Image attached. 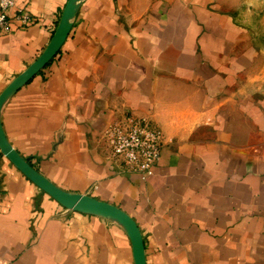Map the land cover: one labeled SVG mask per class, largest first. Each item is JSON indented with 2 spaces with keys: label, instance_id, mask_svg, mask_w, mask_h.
I'll list each match as a JSON object with an SVG mask.
<instances>
[{
  "label": "crops",
  "instance_id": "crops-1",
  "mask_svg": "<svg viewBox=\"0 0 264 264\" xmlns=\"http://www.w3.org/2000/svg\"><path fill=\"white\" fill-rule=\"evenodd\" d=\"M66 2L15 0L0 92ZM124 114L162 135L144 179L119 172L104 139ZM0 120L53 184L132 217L146 264H264V36L218 0H80L61 49ZM0 264L134 262L118 224L62 207L0 152Z\"/></svg>",
  "mask_w": 264,
  "mask_h": 264
},
{
  "label": "water",
  "instance_id": "water-1",
  "mask_svg": "<svg viewBox=\"0 0 264 264\" xmlns=\"http://www.w3.org/2000/svg\"><path fill=\"white\" fill-rule=\"evenodd\" d=\"M79 1L80 0H67L57 27L48 44L42 52L0 92V113L5 101L41 71L61 49L70 31L71 20L75 15ZM0 152L29 181L62 207L75 212L99 216L118 224L130 240L134 264H146L142 235L132 217L122 209L108 202L87 194L69 192L53 184L12 147L6 138L1 120Z\"/></svg>",
  "mask_w": 264,
  "mask_h": 264
},
{
  "label": "built area",
  "instance_id": "built-area-1",
  "mask_svg": "<svg viewBox=\"0 0 264 264\" xmlns=\"http://www.w3.org/2000/svg\"><path fill=\"white\" fill-rule=\"evenodd\" d=\"M15 0H0V35L10 31V10ZM18 19L23 26L32 21L26 12ZM112 161L121 173L138 174L141 178L149 174L160 155L162 136L156 125L148 118L125 115L104 132Z\"/></svg>",
  "mask_w": 264,
  "mask_h": 264
},
{
  "label": "rangeland",
  "instance_id": "rangeland-1",
  "mask_svg": "<svg viewBox=\"0 0 264 264\" xmlns=\"http://www.w3.org/2000/svg\"><path fill=\"white\" fill-rule=\"evenodd\" d=\"M218 2L224 9L238 14L244 24L256 27L260 36H264V0H218Z\"/></svg>",
  "mask_w": 264,
  "mask_h": 264
}]
</instances>
